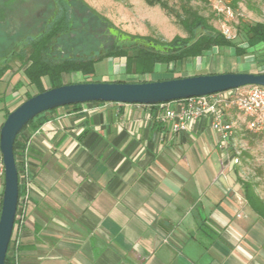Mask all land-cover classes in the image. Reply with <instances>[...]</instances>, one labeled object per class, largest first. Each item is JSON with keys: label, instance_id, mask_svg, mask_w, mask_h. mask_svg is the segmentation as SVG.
<instances>
[{"label": "crops", "instance_id": "0c3cea01", "mask_svg": "<svg viewBox=\"0 0 264 264\" xmlns=\"http://www.w3.org/2000/svg\"><path fill=\"white\" fill-rule=\"evenodd\" d=\"M198 59L181 65L200 70L187 76L226 72ZM158 111L86 103L23 132L32 173L17 264H264V221L235 219L248 205L229 150L204 119L173 133Z\"/></svg>", "mask_w": 264, "mask_h": 264}, {"label": "trees", "instance_id": "16d2710c", "mask_svg": "<svg viewBox=\"0 0 264 264\" xmlns=\"http://www.w3.org/2000/svg\"><path fill=\"white\" fill-rule=\"evenodd\" d=\"M144 3L150 7L158 6L167 16L174 18L188 36L185 38L175 37L169 42H161L150 37H143L131 35L119 31L118 29L110 28L111 24L101 18L93 10H91L81 0H68L64 4L68 8L71 17L67 24L68 31L64 32L68 35V40L63 39L64 33L59 27H53L49 32H41L36 37L28 38L30 41L24 43V47L17 50L12 49L10 42H7L10 32L6 33L0 41V81L3 76L12 69L10 62H17L19 69L27 81V84L36 89L34 94L25 92L23 101L30 97L44 92L48 89H53L62 86L63 84H71L63 82V75L72 73H80L86 77L83 82H99L87 80L94 73L95 63L102 58H123L124 59V73L126 75H133L138 80H115L114 82H129L142 83L153 80H143L145 76H150L156 72V67L164 66L170 67L171 73L177 70V66H181L186 60L202 57L212 49H233L235 56L241 57L246 55L250 49L264 43V23H239V32L244 37L245 48H241L234 41L225 39V37L215 31L208 20L200 15L196 9L191 5L193 1L210 0H177L178 8L170 5L168 0H143ZM237 2V0H233ZM72 10L80 12H87L88 16L103 23L107 35L103 41H93L89 39L86 43L80 44L77 42L79 32L77 25H75V16ZM88 32V31H87ZM83 35V34H81ZM86 36H91L86 33ZM92 37V36H91ZM5 51H8V55ZM55 54V56H53ZM53 56V57H52ZM260 73V72H259ZM184 76H171L159 80H167L174 78H181ZM48 79V87L43 85V79ZM156 80V81H159ZM3 97H0V102H3ZM21 102V103H22ZM19 103L18 105H20ZM103 103V102H93ZM17 105V106H18ZM83 104L68 105L64 107L77 108ZM16 106V107H17ZM15 107V108H16ZM4 109V120L7 115L13 111ZM55 110V109H54ZM48 111L39 114L31 121H29L16 136L13 152L16 159L18 151L23 147L22 142L27 139L22 138L23 132L26 129L35 131L39 129L47 120V114L54 111ZM2 124L0 125L1 128ZM17 171L18 164L16 163ZM0 171L3 179V167L0 156ZM236 182L240 185L243 197L251 211L264 221V202L255 193L254 186L236 177ZM21 188L19 185V196ZM2 192L0 193V208H1ZM11 246L9 243L5 264H14L13 256L10 254Z\"/></svg>", "mask_w": 264, "mask_h": 264}, {"label": "rangeland", "instance_id": "374dc122", "mask_svg": "<svg viewBox=\"0 0 264 264\" xmlns=\"http://www.w3.org/2000/svg\"><path fill=\"white\" fill-rule=\"evenodd\" d=\"M30 1H36L31 3ZM0 0V7H11L9 16L11 22H7L6 26L0 29V41L4 33L10 32V37L7 40L11 43L22 44L26 36L22 34L18 27L19 24L29 23V20L22 19V15L28 16L30 13L35 16H41L45 12L43 0ZM91 10L98 14L101 18L111 24L110 28L118 29L121 32L131 35L150 37L161 42H169L175 37L185 38L187 32L175 22L174 18L167 16L166 13L158 6L150 7L143 0H81ZM170 5L178 8L177 0H168ZM212 1H193L192 7L198 11L200 15L208 20V24L213 29L220 33V27L225 19L222 15H217L213 9ZM224 6L230 7L234 13V20L226 21L231 31L236 37L233 40L236 44H244V37L239 32V23H264V0H220ZM35 7V8H34ZM56 7V6H55ZM54 9L56 10V8ZM34 8V9H33ZM30 10V11H29ZM82 13V12H81ZM84 13V11H83ZM54 13H52L51 17ZM92 29L91 26L84 23L81 26V34L77 36L80 44L86 45L89 39L95 41L93 37L86 36L87 31ZM112 29V30H113ZM38 28L35 32H38ZM44 28L39 31L41 33ZM84 32V33H83ZM202 62H209L210 71L212 64L217 69L224 68L225 73L238 70L239 73H250V71L264 72L261 66L264 65V44L260 48L249 51L246 55L237 57L234 56L233 50L222 48L212 49L202 57ZM192 63L197 64L198 58L191 59ZM119 61V60H116ZM119 63V62H117ZM12 69L8 71L0 81V97L4 101L0 102V125L4 121V109L12 110L25 98V92L34 94L36 89L27 84V81L19 69L17 62H10ZM116 64V63H115ZM120 65V64H119ZM203 65V64H202ZM120 66H111L108 58H102L95 63L94 73L87 78L90 81L111 82L115 80H138L136 77L121 73L118 68ZM214 67V66H213ZM259 68V69H258ZM170 67H156L157 72L147 77V80H159L171 76H187L188 74L200 71L191 66L190 63L184 66H177V70L171 73ZM258 69V70H257ZM256 72V73H259ZM218 74V73H217ZM70 76V75H69ZM68 75L65 76L64 82L70 80ZM84 80V79H83ZM43 85L48 87V79H43ZM243 116L238 112H230L228 118L234 121L235 134L230 143L229 154L232 157H237L238 161L235 164H230L232 181H236L238 176L243 181L251 183L255 188V193L264 202V134H258L245 129L243 124ZM3 191V179L0 176V193ZM255 215L249 206L245 212L239 213L235 219L246 221L245 216ZM251 218V217H250ZM261 223H259L260 225ZM257 226V225H256Z\"/></svg>", "mask_w": 264, "mask_h": 264}, {"label": "water", "instance_id": "95a60500", "mask_svg": "<svg viewBox=\"0 0 264 264\" xmlns=\"http://www.w3.org/2000/svg\"><path fill=\"white\" fill-rule=\"evenodd\" d=\"M246 86L264 87V72L203 74L142 83L77 82L48 89L23 101L7 115L0 128V156L3 167L0 264H5L19 196L13 145L16 136L33 118L68 105L103 102L153 106Z\"/></svg>", "mask_w": 264, "mask_h": 264}, {"label": "built area", "instance_id": "2783aa9c", "mask_svg": "<svg viewBox=\"0 0 264 264\" xmlns=\"http://www.w3.org/2000/svg\"><path fill=\"white\" fill-rule=\"evenodd\" d=\"M212 5L215 13L222 15L225 19L220 27V33L225 39L233 41L236 35L226 23V21L234 20L233 10L224 6L220 0L212 1ZM261 69H264V65L261 66ZM147 77L142 79L147 80ZM153 106L159 108L157 118L169 121L173 133L184 132L190 124L204 119L208 129L217 137V147L223 151L230 149V143L235 134L234 121L228 118V114L232 111L244 115L243 124L246 130L264 134V87L246 86L204 97H194ZM22 144L23 147L18 151L15 159L18 164V181L21 193L18 196L15 222L10 238V254L13 256L14 264H17L16 252L19 245L17 233L22 216L29 204L31 188L32 165L29 160V143L23 141ZM237 161V157L231 156L232 164L237 163Z\"/></svg>", "mask_w": 264, "mask_h": 264}, {"label": "flooded vegetation", "instance_id": "af4514ba", "mask_svg": "<svg viewBox=\"0 0 264 264\" xmlns=\"http://www.w3.org/2000/svg\"><path fill=\"white\" fill-rule=\"evenodd\" d=\"M67 1L68 0H45L43 3H41V4H44L43 6H45V12L41 16H37V15L35 16L32 13H30L28 16L22 15V19L29 20L28 25L27 24L25 25L24 23L19 24L20 23L19 21L16 22L15 24L18 23L17 25H18L20 31L22 32V34L24 36H26L24 43L25 42L29 43L30 40L28 38L38 36L40 34L39 31H41L43 28H45L46 24H48L50 22H51V24H48L45 28L46 33L49 32L53 27H59L62 30V31H59V33H64L66 31H68L67 24L69 21V17H71V16L68 12V8L64 4ZM30 2L35 3L36 1H30ZM35 4L37 7L38 4L37 3H35ZM54 7L56 8V10L54 9ZM72 11H73V15L75 16V22L74 23H75V25H77V30L80 32L81 26L84 23H86V25L92 27V29H90V31H88L87 34H90L93 37V39H95L96 41L101 43L103 41V38L105 37V35H107V33H106L107 31H106L103 23H101L100 21H97L96 19H93L91 16L89 17L87 12L81 13L80 11H77V10H72ZM10 12H11V7H9V8L0 7V29L5 27L7 22H9V21L11 22L12 18L9 16ZM52 13H54V14L51 17ZM36 28L39 29L38 32H35ZM5 34L6 33H4L3 36ZM68 38L69 37L66 34L63 36V39L65 41H67ZM7 42H9V41L7 40ZM24 43L18 44V45L15 43H11V46L13 47L12 49L17 50L20 47H24ZM5 52H6V54L8 53V51H5ZM53 56H55V54H53ZM0 57H2V56L0 55Z\"/></svg>", "mask_w": 264, "mask_h": 264}]
</instances>
